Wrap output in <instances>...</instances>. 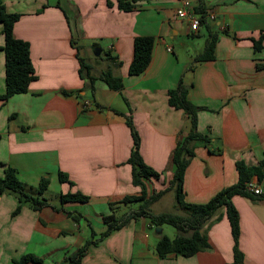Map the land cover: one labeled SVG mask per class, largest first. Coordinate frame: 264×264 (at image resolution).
<instances>
[{
    "label": "crops",
    "instance_id": "0c3cea01",
    "mask_svg": "<svg viewBox=\"0 0 264 264\" xmlns=\"http://www.w3.org/2000/svg\"><path fill=\"white\" fill-rule=\"evenodd\" d=\"M2 1L7 11L21 14L14 34L29 41L37 79L27 92L6 100L0 96V176L10 166L28 187L37 188L44 177L49 184L42 195L48 204L39 210L15 193L0 194V264H12L26 253L43 258L40 264H70V256L107 229L105 215L114 211L120 218L130 212L118 216L122 205H128L120 201L142 192L132 182L128 162L133 147L128 118L140 135L144 161L161 172L158 178L145 179L148 195L168 186L173 150L190 128L185 112L169 104V90L181 79L188 99L204 107L198 112V131L212 139L211 145L195 146L186 168L187 202L206 203L236 183L238 160L256 165L263 159L264 0H191L193 7L202 4L207 11L208 22H201L197 32L175 17L180 0H131L132 10L120 8L118 0ZM209 27L216 34L213 60L194 61L205 44L177 47L171 41L181 34L200 36L203 28L208 34ZM2 28L0 22V47ZM142 35L155 37L152 61L143 73L133 75L128 69L134 39ZM261 36L257 49L254 40ZM96 46L108 56L89 62L87 56ZM77 53L92 66L93 87L80 75ZM107 68L122 77L121 90L110 88L101 77ZM5 76L0 48V95L6 90ZM60 172L73 184L60 180ZM258 183L264 190V178ZM52 185L59 190L54 199L60 203L45 196ZM76 191L88 201L61 202V194ZM232 202L240 217L238 242L244 263L264 264V195L235 194ZM74 215L82 217L76 220ZM155 229L146 216L133 217L90 244L78 264L233 261L226 206L203 225L210 246L192 256L159 257L155 246L161 233Z\"/></svg>",
    "mask_w": 264,
    "mask_h": 264
},
{
    "label": "trees",
    "instance_id": "16d2710c",
    "mask_svg": "<svg viewBox=\"0 0 264 264\" xmlns=\"http://www.w3.org/2000/svg\"><path fill=\"white\" fill-rule=\"evenodd\" d=\"M134 3L135 2L131 0H118L120 8L124 10H132ZM194 8L200 21L202 23H207L206 8L202 4L196 5ZM20 17V13L7 11L5 4L0 0V22L3 25L2 34L4 36V45L0 48H2L5 53L6 75V90L0 95L2 100H6L14 94L27 92L30 83L37 79L36 70L31 58L29 41L18 38L14 34V25ZM262 40L263 36L258 40H254L257 49L262 46ZM154 45L155 37L151 35L137 36L134 39V56L128 69L130 74L139 75L148 68L152 61ZM215 45L216 34L212 32L209 27L205 47L203 51L195 57L194 61L213 60L215 58ZM77 56L80 60L81 77L89 79L90 87H93L96 76L92 73V66L84 57L79 55V53H77ZM101 77L110 88L115 90H121L123 88L124 84L122 77L113 74L111 68H107V70L102 73ZM76 94H79V92H76ZM187 94L188 88L184 84L183 79L180 80L176 88L170 89L168 93L169 104L177 109H182L190 120L189 130L178 140L173 150L171 156L173 174L168 182V186L165 189L148 195L145 179H149L150 177L158 178L161 172L155 170L144 161L140 153V135L131 118H128L126 123L130 127L133 140V147L128 162L132 166V182L134 185L141 186L142 192L139 195L125 196L120 202L129 203L137 201L139 202V206L127 212L125 217L118 218L114 211L105 215L103 219L107 224V229L101 232L98 239L91 238L84 246L70 256V264H78L90 244L98 243L99 240L106 237L111 231L125 225L131 218L136 216H146L150 219V223L153 227H163L164 224H171L178 228L179 233L173 238L161 233V237L155 246L156 253L159 257H166L172 253L182 256H192L210 246L206 230H202V228L204 223L208 221L221 206H226L227 217L234 239L233 261L226 264H245L244 253L240 249L238 242L240 235V217L237 208L232 202V197L235 194L250 198H258L264 195V193L254 194L246 188V183L253 177H256L259 181L263 180L264 157L256 165H247L243 160H238L236 162L239 173L238 181L218 191L208 202H187L185 200L184 191V174L190 159L194 156V148L198 144L208 146L212 143L210 136L198 131V112L204 109V107L192 103L188 99ZM214 152H217V150ZM60 180L68 181L70 184H73V182L68 179V176L62 172H60ZM48 184L49 179L44 177L37 188L28 187L17 177L16 169L9 166L5 169L4 176H0V194L5 192L15 193L22 202L28 203L34 209L39 210L48 204L46 199L42 197L44 192L48 189ZM170 190H174L176 202L184 213L152 212L150 209L151 205ZM60 199L61 202H86L89 197L76 191L63 193L60 195ZM111 205L112 209H115L113 207L114 204L112 203ZM73 217L77 220L82 216L74 215ZM217 219H219V217L216 218V220ZM42 262L43 258L33 253H26L20 259L13 260L12 264H40Z\"/></svg>",
    "mask_w": 264,
    "mask_h": 264
},
{
    "label": "rangeland",
    "instance_id": "374dc122",
    "mask_svg": "<svg viewBox=\"0 0 264 264\" xmlns=\"http://www.w3.org/2000/svg\"><path fill=\"white\" fill-rule=\"evenodd\" d=\"M188 27L191 31H194V32H197L201 28L199 26L195 30V29H192L190 26H188ZM207 36H208L207 30L205 28H203L202 29V35H200V36H193L191 34H188V35L187 34H181L179 36H175L173 39H171V41H173V43L177 47H180L182 45V43H184V44L189 43L193 48H198V47H200V45L204 46L205 39ZM192 43H194V44H192ZM106 56H108V52L104 49L100 56H96L95 53L94 54L89 53V56H87V59L89 61L91 58L92 62L94 63L93 60H96L97 58H98V60L99 59L103 60ZM85 57H86V55H85ZM217 153H218V151H217ZM154 178H156V177H154ZM57 191H59V190H56V186L53 187V185H52L50 191H47L45 193V196L50 198L53 202L60 203L59 199L58 200H56V198L54 199V196L56 195ZM138 206H139V202H137V201L129 202L128 205L123 204L122 209L119 210V212H118V216H121L124 212L129 211L132 208H137ZM150 209L152 212H155V213H158V212H178V213L182 212V213H184L183 210L181 209V207L176 202V197H175L174 191L168 192L162 199H160L156 203L152 204ZM218 220L219 219H217V221ZM85 229L88 230V232L90 234V228H89V225L87 223H85ZM96 229H97V227H96ZM162 229H163L164 234H166L172 238L175 237L176 235H178V233H179L178 228L174 225H171V224H164ZM153 235L154 234H152V236Z\"/></svg>",
    "mask_w": 264,
    "mask_h": 264
},
{
    "label": "built area",
    "instance_id": "2783aa9c",
    "mask_svg": "<svg viewBox=\"0 0 264 264\" xmlns=\"http://www.w3.org/2000/svg\"><path fill=\"white\" fill-rule=\"evenodd\" d=\"M175 17L181 20H186L189 23V26L195 30L201 24L200 18L196 14L191 0H180V5L176 10ZM213 17L214 16H211V18ZM87 104L88 103L85 102L84 106H86ZM246 188L254 194H262L264 192L263 188L258 183V180L255 178H252L246 183Z\"/></svg>",
    "mask_w": 264,
    "mask_h": 264
},
{
    "label": "water",
    "instance_id": "95a60500",
    "mask_svg": "<svg viewBox=\"0 0 264 264\" xmlns=\"http://www.w3.org/2000/svg\"><path fill=\"white\" fill-rule=\"evenodd\" d=\"M102 48L100 46H96L94 48V53L96 56H99L101 54ZM156 232L157 233H162V227H156Z\"/></svg>",
    "mask_w": 264,
    "mask_h": 264
}]
</instances>
